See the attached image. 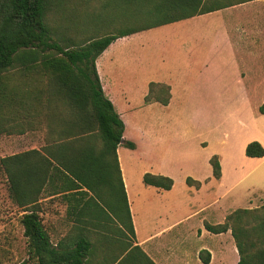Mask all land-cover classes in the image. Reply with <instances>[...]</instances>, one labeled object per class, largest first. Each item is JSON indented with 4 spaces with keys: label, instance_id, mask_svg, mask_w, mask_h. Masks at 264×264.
I'll use <instances>...</instances> for the list:
<instances>
[{
    "label": "crops",
    "instance_id": "0c3cea01",
    "mask_svg": "<svg viewBox=\"0 0 264 264\" xmlns=\"http://www.w3.org/2000/svg\"><path fill=\"white\" fill-rule=\"evenodd\" d=\"M233 4L164 25L187 23V32H182L181 38V44L187 48L178 47L180 53L177 55L183 63L179 61L172 66H153L156 63L146 56L141 70L140 66L136 65L138 60L130 54L125 62L124 49L118 45L119 42L152 29L118 39L98 57L96 67L105 96L112 102L125 124L124 139L135 144V149L123 145L117 148L134 236L127 232V228L115 229L105 215L99 218L93 215L95 210L101 213L91 200L98 202V190L103 188L104 183L103 169L106 171L109 167L114 168L113 161L108 158L107 164L101 166L99 176L97 174L92 181L96 182V193L84 186L72 190L74 182L55 173L40 192L38 200L30 205L45 218L44 223L49 224L48 232L53 245L63 242L64 246L75 247L87 240L91 246L85 264H204L200 258L204 250L211 254L209 264H214L217 260L220 261L226 252L221 241L214 243L212 237L226 233H211L205 228V224H223L227 216L237 209H254L264 205V157L249 158L245 153L247 145L252 141H258L264 147V127L255 124L246 128L236 136L240 140L239 145L231 148L224 146L222 141L220 150L214 149L212 145L211 141L215 139L198 136L197 142L203 145L204 141H207V146L214 149L208 158L219 156L222 168L220 179L213 177L210 164L207 168L195 164V130L184 131H190L192 134L194 150L188 148L184 153L187 160L180 161L183 167L178 170L168 169L166 164L144 163L147 155L142 152L143 144L139 145L135 140L138 138L144 141L146 134H161L164 126H152L157 105L170 111L180 104L181 109L178 108L174 112L179 118L185 119L189 116L187 114L192 109L190 104L195 102L196 97H208L211 101L238 97L248 101L250 92L239 56L257 55L264 48V0H239ZM157 50L159 49L154 51ZM195 50L198 52L196 57ZM151 83L171 87L172 97L169 105L145 104ZM32 119L34 120L33 116ZM127 119L131 122L134 133L132 140H128L126 135ZM142 119V122L137 123ZM17 123L19 124L16 125H22L23 129L15 131L16 153L9 156L31 151L43 152L48 145L43 131L36 128L35 122L21 120ZM252 131H257L258 134L250 137ZM2 134L0 136H8L6 132ZM242 134L248 137L243 139L245 136L242 137ZM36 159L38 156L35 154L27 156L24 158L25 165L33 167ZM147 173L170 177L175 184L171 190L146 185L143 179ZM189 177L201 182V187L187 185L186 180ZM34 180L36 179L32 181ZM243 185L244 187L240 188ZM201 194L206 195L209 200L206 205L195 210V203ZM59 215L64 218L59 219ZM197 218L199 219L195 226ZM105 224L108 230L105 229ZM96 225L100 234L98 242L95 243L90 233H94ZM195 229L199 239L210 240L209 245H201L195 250ZM137 247L149 261L136 251ZM227 248L235 251L237 264L240 256L234 242L227 244ZM132 252L136 255L131 257ZM204 256L206 257V254Z\"/></svg>",
    "mask_w": 264,
    "mask_h": 264
},
{
    "label": "trees",
    "instance_id": "16d2710c",
    "mask_svg": "<svg viewBox=\"0 0 264 264\" xmlns=\"http://www.w3.org/2000/svg\"><path fill=\"white\" fill-rule=\"evenodd\" d=\"M236 1L239 0H119L115 7L125 12L126 20L133 22L134 27L118 34L107 31L102 37L87 40L63 37L56 41L49 16L61 18L66 12L76 16L78 10L70 11L72 0H0L1 106L8 103V107L12 108L16 101L15 90L7 86V81L4 80L6 73L15 69L22 73L38 69L53 80L54 92L62 102L68 104L71 112L69 118L55 119L60 124L58 129L55 124L52 127L46 120L45 140L48 146L43 152L31 151L0 160L7 175L10 198L24 212L21 224L23 235L28 241L29 259L35 260L36 264L86 263L91 244L86 240L75 247L64 246L63 242L53 245L42 217L30 205L38 200L40 192L55 173L73 181L72 190L84 186L96 193V182L92 181L97 174L99 176V170L102 165L107 164L108 158L120 173L123 199L130 221L127 229L134 236L117 148L123 145L135 149V144L124 139L125 124L112 102L105 96L96 67L98 57L120 38L219 10L234 5ZM71 7L74 8V5ZM171 97L170 86L151 83L145 104L159 103L167 106ZM2 111L0 107V115ZM259 113L264 115V102L259 107ZM27 120L34 121L32 117L23 119L24 122ZM5 121L8 119L1 116L0 134L8 130L5 128ZM97 137L102 140L100 148ZM245 153L249 158H263L264 147L258 141H252L247 145ZM33 154L38 156L34 160V166L25 165L24 158ZM209 162L213 177L220 179L222 168L219 156L213 155ZM33 179L36 180L32 181ZM143 180L146 185L163 190H171L175 184L170 177L150 173L145 174ZM186 183L196 188L202 185L190 177ZM91 202L95 207L101 208L96 200L92 199ZM93 215L99 218L102 212L95 210ZM205 228L214 234L232 231L240 256L237 264H264V205L254 209H238L228 215L223 224H205ZM254 249L256 251L252 253ZM136 251L149 261L139 247ZM200 258L204 264L211 262V254L207 250L201 252Z\"/></svg>",
    "mask_w": 264,
    "mask_h": 264
},
{
    "label": "rangeland",
    "instance_id": "374dc122",
    "mask_svg": "<svg viewBox=\"0 0 264 264\" xmlns=\"http://www.w3.org/2000/svg\"><path fill=\"white\" fill-rule=\"evenodd\" d=\"M118 3L119 0H72L70 11L78 10L76 16H73L70 12H66L61 18L56 15L49 16L54 39L57 41L60 38L67 37L73 40H87L96 36L102 37L107 34V31L118 34L122 30L134 27L133 22L130 23L126 20L125 12L121 10L120 12L115 7ZM72 5H74V8L71 7ZM186 24L162 26L121 40L118 45L124 49L125 62H127L130 54L132 58L138 60L136 65L137 67L139 65L141 70L146 56L152 59L153 63H156L153 66L165 64L172 66L179 61L183 63L177 55L180 53L178 47L187 48V46L181 44L182 32H187ZM155 49L160 51H154ZM196 56H198L197 50H195ZM239 57L246 73V84L250 92L248 101L238 97L218 101L208 100V97H196L195 102L190 104L192 109H190V113L187 114L189 116L185 119L179 118L177 113L174 112L178 108L181 109L180 104L170 111L157 105L158 109H155L153 114L152 126H164L161 134H146L144 141L135 138L139 145L143 144L142 152L147 155L145 161L143 160L144 163L152 165L166 164L168 169L175 170L183 167L180 161L187 160L184 153L188 148L194 150L192 149L194 146L192 134L190 131L187 133L184 131L192 129L195 130V164L201 168H207L210 164L209 153L214 149L220 150L222 143L224 146L234 148L240 143V140L236 137L237 134L244 132L246 128L253 127L255 124L261 128L264 127V115L259 113V107L264 102V48L257 55ZM25 73L15 69L6 73L4 78L7 81V86L15 90L16 101L12 108L8 107V103H4L2 106L0 104L3 110L0 119L1 116L6 120L8 119L4 122L5 128L8 129H5L8 136H0V160L5 156L16 153L17 132L15 131L23 129L22 125H16L19 124L17 122L33 116L36 128L41 129L44 138H46L47 119L52 127L55 124L58 129L60 124L57 123L56 118L71 117L68 104L65 101L62 102L61 98L54 92L55 85L52 79L45 76L38 69H32ZM232 90L235 91L234 88ZM142 121L143 119L138 120L137 123ZM126 126L127 138L132 140L134 133H132L133 129L128 119L126 120ZM257 134V131H252L249 136L253 137ZM198 136L215 139V141H211L214 149L207 146V141H204L203 145L197 142ZM241 136L245 135L242 134ZM247 137L248 135L243 139ZM97 145L99 148L102 146V140L98 137ZM103 178V188L98 190V202L101 206L99 210L102 212V216L105 215L107 220L112 222L115 229L128 228L130 226L128 208L123 199L120 173L116 166L113 169L109 167L108 170L103 172ZM243 187L244 185L240 188ZM208 200L206 195H199V199L195 203V210L206 205ZM58 217L59 219L64 218L61 215ZM21 218L22 210L10 198L7 175L0 163V264H22L24 262L36 264L35 260L29 259L28 241L23 235L24 229ZM42 219L44 222L45 218L42 217ZM198 219H195V226ZM44 225L48 231L49 224L44 223ZM87 226L91 227V225ZM104 226L108 230L107 225ZM95 227V229L91 228L94 233H90V237L96 243L100 231L97 225ZM105 229L103 228V230ZM127 232L130 234L129 231ZM212 238L214 243L221 241L220 243L225 246L226 252L224 257L214 264H223L225 261L228 262L227 264H235V251L227 248V244L232 241L236 246L232 231L229 230L225 235L213 236ZM252 240L255 241V239ZM194 243L196 250L201 245H209L210 240L199 239L197 229H195ZM255 251L256 249L251 252L254 253ZM135 255L136 253L132 252L130 256Z\"/></svg>",
    "mask_w": 264,
    "mask_h": 264
}]
</instances>
